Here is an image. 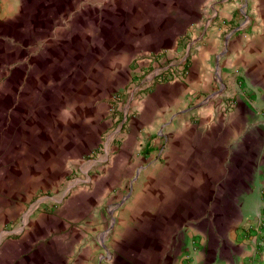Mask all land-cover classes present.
Instances as JSON below:
<instances>
[{
	"label": "rangeland",
	"instance_id": "374dc122",
	"mask_svg": "<svg viewBox=\"0 0 264 264\" xmlns=\"http://www.w3.org/2000/svg\"><path fill=\"white\" fill-rule=\"evenodd\" d=\"M178 1L17 0L8 6L0 0V264H147L139 259L143 253L150 261L157 253L171 264H192L217 243L264 242V186L257 177L264 170V136L251 131L243 138L244 123H234V152L213 156L230 164H121L129 161L122 153L138 147L121 135L135 115L136 97L158 83L185 82L203 33L240 32L211 7L202 25L184 32L186 56L158 62L151 36L176 25L165 18ZM206 1L224 6L229 0ZM233 76L236 91L218 114L243 104L253 112V128L264 129L263 98L242 72ZM163 145L147 150L156 151L150 160L163 162ZM55 164L67 165L54 177L36 176L41 165ZM112 166L121 168L120 176ZM169 171L184 178L171 185ZM195 185L198 192L190 194ZM61 216L67 220L59 222L62 235L85 227L91 244L74 250L57 241V232L43 230ZM131 227L139 246H116Z\"/></svg>",
	"mask_w": 264,
	"mask_h": 264
},
{
	"label": "crops",
	"instance_id": "0c3cea01",
	"mask_svg": "<svg viewBox=\"0 0 264 264\" xmlns=\"http://www.w3.org/2000/svg\"><path fill=\"white\" fill-rule=\"evenodd\" d=\"M3 1L8 6L17 4V0ZM218 3L209 4L206 0H179L174 3L172 14L165 18L168 22L174 21L176 25L160 28L151 36L152 47L157 48L153 54L156 55L158 62H163L178 55L179 59L186 56V50L182 54L183 49L180 44L181 38L186 35L184 32L191 26L198 27L199 22L202 25L200 18L211 7L220 22L224 21L223 18H226V21L232 18L240 26V32L235 36L231 35L232 30L222 34L226 31L224 28L218 32L202 34L200 46L190 55L189 72L185 82L158 83L136 97L135 115L130 125L121 130V135L135 140L138 147L134 152L124 151L122 154L129 161L127 163L122 161L121 164H230L219 161L218 157L213 156L214 154L218 156L220 152H234L232 151L234 149L230 150L235 144L232 134L234 123H244V128H241L243 138L249 136L251 131L255 136H264V129L253 128L254 124L251 123L253 112L249 106L241 104L234 112L218 114L219 105L236 91L233 76L236 70L243 73L245 80L250 85H254L259 98L264 100V0H229L224 6H214ZM18 14L17 11L13 13L15 17ZM205 28L203 26V30ZM194 39L191 37V42ZM136 47L138 52L142 50L141 45L137 44ZM185 48H188V44ZM171 63L169 61L167 67ZM211 94L215 95L213 100H209ZM261 102L257 101L258 104ZM180 114L183 115L182 124H179ZM194 119L200 122L198 128L196 123H192ZM161 143L164 144L165 149L164 160L162 163H156L154 159H149L156 151L152 150L147 154V150ZM243 145L251 150L250 141L247 143L243 141ZM219 146L221 148L225 146V149L218 151ZM65 165L67 164L48 167L41 165L36 176L54 177L58 169ZM112 168L114 177L121 175V168L120 170L118 166ZM260 171L261 174L257 177L264 186V170ZM168 175L171 185L175 184L177 178H184L179 172L169 171ZM105 185L103 194L108 192ZM198 190L199 187L195 185L194 189L190 190V194H196ZM259 191L258 188L254 189L258 195H260ZM201 197L202 194L200 197L195 196L197 199ZM79 204L81 205L80 202ZM66 214L75 216L73 211H68ZM134 215L136 214L132 212L126 214L130 217ZM65 219L66 217H58L57 221H51L50 228L45 227L43 230L49 234L57 232V241L71 243L74 250L90 245L91 238L88 235L90 231L85 227L73 230L72 236L61 234L59 222L64 224L67 221ZM53 225H57L56 228ZM131 228L129 233L127 230L121 231L126 232L117 238L116 246L123 245L125 250L128 249L125 246H139V234L137 230ZM158 249L165 250L161 244ZM32 257L36 259V256L32 255ZM153 258L156 259L150 261L146 253L139 257L142 261H147V264H171L165 256L161 258L160 254L156 253ZM48 263L55 264V261L51 260ZM192 264H264V242L258 244V247L253 240L217 243L208 253H198Z\"/></svg>",
	"mask_w": 264,
	"mask_h": 264
}]
</instances>
